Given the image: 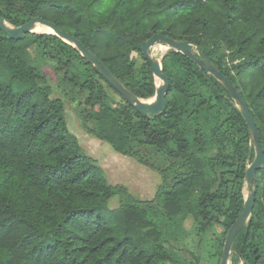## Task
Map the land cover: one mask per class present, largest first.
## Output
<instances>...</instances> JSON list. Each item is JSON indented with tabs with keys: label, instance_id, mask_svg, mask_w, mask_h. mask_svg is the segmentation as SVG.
Listing matches in <instances>:
<instances>
[{
	"label": "trees",
	"instance_id": "trees-1",
	"mask_svg": "<svg viewBox=\"0 0 264 264\" xmlns=\"http://www.w3.org/2000/svg\"><path fill=\"white\" fill-rule=\"evenodd\" d=\"M0 16L12 26L34 16L53 22L142 99L156 84L140 42L154 33L192 42L239 90L264 154V0H0ZM31 49L81 97L88 133L159 173L152 199L132 201L124 186L106 181L70 131L64 103L51 97ZM161 64L167 106L146 115L56 35L14 40L0 28V264H200L194 253L177 260L166 245L188 213L198 234L224 228L213 245L222 256L244 204L254 144L214 76L173 49ZM255 180L252 212L232 245L234 264H264V163ZM116 194L125 199L110 209Z\"/></svg>",
	"mask_w": 264,
	"mask_h": 264
},
{
	"label": "rangeland",
	"instance_id": "rangeland-1",
	"mask_svg": "<svg viewBox=\"0 0 264 264\" xmlns=\"http://www.w3.org/2000/svg\"><path fill=\"white\" fill-rule=\"evenodd\" d=\"M168 50V46L164 43H155L150 48L151 55L160 61ZM30 52L32 62L44 75L46 84L51 88V97L60 98L63 101L70 131L78 138L83 151L97 161L106 181L111 185L119 184L124 186L129 199L132 201L152 199L160 183L159 173L142 165L133 157L112 151L107 142L88 133L83 128L79 117L80 106L78 102L81 97L72 96L65 85L58 83L57 76L49 66L50 61L38 55L33 49ZM160 83L161 81L155 78V84L158 85ZM107 93L113 100H118L119 97L110 89H107ZM248 192L249 188L245 185L243 187L244 198ZM124 199V197L116 194L109 200L108 207L110 209L118 207ZM223 232L224 228L222 226L213 225L205 234H198L196 222L193 216L188 213L176 230L174 242H171L174 247L170 243L166 245L176 253V259L179 261L184 259L182 257L194 253L199 256L200 264H217L220 262L221 257L218 258L213 255L215 251L213 245ZM232 256L233 251L229 255L228 264H234ZM238 264H242V262L240 261Z\"/></svg>",
	"mask_w": 264,
	"mask_h": 264
},
{
	"label": "water",
	"instance_id": "water-1",
	"mask_svg": "<svg viewBox=\"0 0 264 264\" xmlns=\"http://www.w3.org/2000/svg\"><path fill=\"white\" fill-rule=\"evenodd\" d=\"M37 25L46 26L52 30V32L38 33L54 34L66 43L75 47L80 55L95 67L99 75L102 76V78L113 88V90H115L128 104L133 106L135 110L142 114L158 116L163 113L167 106L165 96L169 87V79L164 73L161 61L151 55L150 48L155 43H164L169 49L182 53L192 60L199 68L207 71L220 82L222 87L235 101L236 106L242 113L246 121L249 137L254 144L253 160L247 165L244 172L245 185L249 188V192L244 198V204L241 212L231 224L225 235L223 252L219 262V264H228L234 239L249 219L254 206L255 194L257 191V183L255 180L256 170L261 168L264 163V154L260 146L257 127L239 90L223 75L221 70L209 58L202 53L195 51V45L192 42L188 40H174L169 36L154 33L148 39L140 42L139 50L144 60H146L150 66L154 78L159 79L161 83L156 85L155 92L152 97L142 99L134 95L128 88H126L124 84L105 67L101 60L93 52L88 50L75 36L61 30L53 22L39 16H34L19 26H12L4 21L0 16V28L7 34L8 37L14 40L21 39L26 33L36 32L35 29Z\"/></svg>",
	"mask_w": 264,
	"mask_h": 264
},
{
	"label": "bare ground",
	"instance_id": "bare-ground-1",
	"mask_svg": "<svg viewBox=\"0 0 264 264\" xmlns=\"http://www.w3.org/2000/svg\"><path fill=\"white\" fill-rule=\"evenodd\" d=\"M36 32H52V30L46 26H42V25H37Z\"/></svg>",
	"mask_w": 264,
	"mask_h": 264
}]
</instances>
